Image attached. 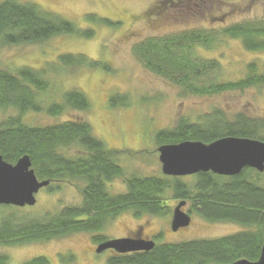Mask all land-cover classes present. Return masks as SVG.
Wrapping results in <instances>:
<instances>
[{"label": "trees", "instance_id": "trees-1", "mask_svg": "<svg viewBox=\"0 0 264 264\" xmlns=\"http://www.w3.org/2000/svg\"><path fill=\"white\" fill-rule=\"evenodd\" d=\"M86 18L110 27L120 23L96 14ZM214 18L222 19L206 17L209 21ZM94 34L95 29L81 27L32 2L0 1V48L39 44L61 35L91 38ZM226 38H240L246 49L260 51L264 48V21L235 22L220 29H191L148 37L135 46V51L147 69L179 85L183 94L210 96L264 85V74L258 73L256 62L247 65L244 78L223 81L220 61L195 56L196 45L209 47ZM49 64L44 68L0 66V109L18 111L15 117L0 121V154L12 164L28 155L39 180L50 181L46 186L50 192L59 191L67 182H83L77 188L82 200L60 211L38 215L25 212L23 207L0 205V245L45 242L77 232L94 234L93 240L100 245L111 239L96 233L123 212L132 211L136 217L171 213L172 206L166 204L169 194L175 200L186 203L190 200L189 213L194 211L212 222L237 223L245 229L219 238L181 242L160 241L163 236L160 232L151 238L156 241L153 249L123 254L114 251L107 264H232L260 258L264 245V185L250 175L262 172L248 167L233 176L212 171L194 176L127 175L118 162L117 153L122 155L123 150L106 147L89 122L76 119L46 126L25 123L23 114L27 110L58 115L67 108L84 111L90 106L87 95L79 90L64 93L62 101L46 104L41 95L51 88L50 70L58 72L76 66L111 70L105 61L75 53H62ZM109 103L116 109L131 102L127 95L119 93L112 95ZM227 136L264 141V119L242 112L229 118L223 109L215 108L196 122L182 117L176 128L157 132L156 140L160 146L182 141L211 143ZM73 148L77 154L70 155ZM116 178H124L125 193L111 194L106 189V184ZM65 255L68 254L60 255L62 261L74 262L73 255ZM0 264H11L10 257L0 253ZM22 264H50V260L40 255Z\"/></svg>", "mask_w": 264, "mask_h": 264}, {"label": "rangeland", "instance_id": "rangeland-1", "mask_svg": "<svg viewBox=\"0 0 264 264\" xmlns=\"http://www.w3.org/2000/svg\"><path fill=\"white\" fill-rule=\"evenodd\" d=\"M26 1L81 27L95 29V34L91 38L61 35L39 44L0 48L1 67L14 69L26 65L44 68L62 53H75L105 61L111 70L88 66L64 67L58 72L50 70L48 77H52L51 88L41 95L46 104L62 101L64 93L79 90L87 95L90 106L84 111L67 108L58 115L27 110L23 114L25 123L46 126L76 119L89 122L94 134L106 143V147L123 150L122 155L117 153L120 156L118 162L127 175L163 174L156 134L160 130L176 128L182 117L196 122L204 113L220 108L229 118L242 112L255 119H264V85L210 96L183 94L179 85L147 69L135 51V46L148 37L172 35L191 29H220L235 22L264 21V0H207L206 3L199 0ZM163 5L165 7L162 9ZM159 6V13H155ZM90 14L120 23L110 27L92 22L86 18ZM207 16H221L225 21H209ZM194 52L195 56L220 61L223 81L244 78L250 62H256L258 73L264 74V48L260 51L248 50L240 38H226L209 47L196 45ZM119 93L127 95L131 103L114 109L109 100ZM16 115L18 111L14 108L0 109V121ZM69 152L70 155L77 154L75 148ZM250 176L264 185V172H253ZM189 179L192 177L186 180ZM83 185V182L74 180L64 183L59 191L50 192L44 187L37 194V203L23 207V210L38 215L79 204L82 197L77 188ZM106 189L111 194L125 193L127 184L124 178H116L106 184ZM180 202L168 194L166 204L172 206L171 213L136 217L132 211H126L107 221L103 230L96 235L117 239L138 233L151 239L162 232L160 241L181 242L219 238L245 229L237 223L212 222L194 211L189 213L192 202L187 200L182 210L189 213L191 223L174 231L173 212ZM93 236L92 233L77 232L45 242L0 245V253L8 255L11 264H22L40 255L46 256L50 264H67L61 260V254L74 256V262L68 264H107L113 249L98 252L99 244H96Z\"/></svg>", "mask_w": 264, "mask_h": 264}, {"label": "water", "instance_id": "water-1", "mask_svg": "<svg viewBox=\"0 0 264 264\" xmlns=\"http://www.w3.org/2000/svg\"><path fill=\"white\" fill-rule=\"evenodd\" d=\"M158 151L162 172L171 176H186L208 171L233 176L248 167L264 172V141L258 139L227 136L211 143L182 141L162 144ZM49 183V180H39L28 155L12 164L0 154V205L34 206L37 203V194ZM185 205L186 201H181L174 209L172 219L174 231L191 223L189 213L182 210ZM154 246L153 240L124 237L100 244L97 251L111 248L123 254L149 251ZM232 264H264V245L257 261L243 259Z\"/></svg>", "mask_w": 264, "mask_h": 264}, {"label": "flooded vegetation", "instance_id": "flooded-vegetation-1", "mask_svg": "<svg viewBox=\"0 0 264 264\" xmlns=\"http://www.w3.org/2000/svg\"><path fill=\"white\" fill-rule=\"evenodd\" d=\"M199 1H201V3L202 2H204V1H206V0H199ZM205 3V2H204ZM217 19H219V20H221V21H225V19L224 18H222V19H220V18H217ZM217 19H213L214 21H216ZM182 229V228H181ZM127 238H144V237H142L140 234H138V233H136L135 235H132V236H127ZM144 239H146V240H153V239H149V238H144ZM153 241H155V240H153ZM155 245H156V241H155ZM111 249V248H110ZM109 249V250H110ZM112 251H115L114 249L112 250ZM116 252V251H115Z\"/></svg>", "mask_w": 264, "mask_h": 264}]
</instances>
